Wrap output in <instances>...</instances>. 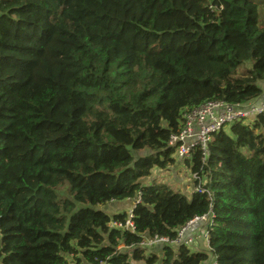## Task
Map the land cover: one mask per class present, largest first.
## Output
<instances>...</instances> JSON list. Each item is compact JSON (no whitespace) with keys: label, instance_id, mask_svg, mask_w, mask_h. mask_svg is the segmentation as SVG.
Here are the masks:
<instances>
[{"label":"trees","instance_id":"obj_1","mask_svg":"<svg viewBox=\"0 0 264 264\" xmlns=\"http://www.w3.org/2000/svg\"><path fill=\"white\" fill-rule=\"evenodd\" d=\"M263 81L264 0H0V264H264V113L195 151L208 192L145 182L184 110ZM205 214L209 250L141 244Z\"/></svg>","mask_w":264,"mask_h":264},{"label":"built area","instance_id":"obj_2","mask_svg":"<svg viewBox=\"0 0 264 264\" xmlns=\"http://www.w3.org/2000/svg\"><path fill=\"white\" fill-rule=\"evenodd\" d=\"M264 113V99L261 101H253L245 105H233L221 100H209L200 106L184 110L185 124L182 130L171 136L170 145L175 147V152L181 159H192L196 150H200L203 160L209 155V143L216 133L224 129L226 124L231 125L235 121L244 120L246 122L255 119L259 114ZM193 191L208 192L203 186L205 180L200 173H193ZM138 198V197H137ZM137 201V200H136ZM132 211L125 224L113 222L119 227H129L134 229L131 220ZM199 223H206V230L203 234L205 240L208 241V233L210 227V217L208 214L196 216L182 226L177 233V238L171 240L166 236H146L141 242L142 246L150 248L155 244H186L190 246L193 238L187 233ZM209 245V244H208ZM211 264H217L216 260Z\"/></svg>","mask_w":264,"mask_h":264},{"label":"rangeland","instance_id":"obj_3","mask_svg":"<svg viewBox=\"0 0 264 264\" xmlns=\"http://www.w3.org/2000/svg\"><path fill=\"white\" fill-rule=\"evenodd\" d=\"M261 86L264 92V81L261 83ZM224 130L226 132H229L230 125L226 124L224 126ZM173 157L175 158V163L169 165L166 168H160L159 166L154 167L152 170L151 176L146 178L145 182L155 183V184L166 183L169 186H171L174 190L180 191L190 196L191 189L193 190L194 188L192 172L190 170V162L192 161L190 159H181L178 156L177 152H175V155H173ZM61 196H65V194L62 193ZM133 199H134V205L127 206L126 208L124 207L125 202L123 200L120 202H117V201H115L114 203L112 202V204L109 203L105 207H101V208L106 209V211L110 213L113 210H123V211L125 210L129 214L131 213L134 206L136 205V202H135L136 198H133ZM112 224L114 223L112 222ZM195 228H198V227H195Z\"/></svg>","mask_w":264,"mask_h":264},{"label":"crops","instance_id":"obj_4","mask_svg":"<svg viewBox=\"0 0 264 264\" xmlns=\"http://www.w3.org/2000/svg\"><path fill=\"white\" fill-rule=\"evenodd\" d=\"M263 99H264V92H263L262 96H260L256 101H261ZM192 192H193V190L191 189L190 195L192 194ZM186 193H188V192H186ZM123 201L125 202L124 203L125 208L127 206H133L134 205V199L133 198H128L127 200H123ZM117 202H120V201H117ZM120 211H123V210H113L111 213L110 212L109 213L113 214V213L120 212ZM195 227H198V228H195ZM195 227L193 228L192 231H189L187 233V235L189 237L193 238V242L190 245V247L194 250H209L208 241L205 240V238L203 237V234L205 233V230H206V223H199ZM161 248H162V244L158 243V244H155L154 246H152L148 249L150 251L152 250V251L160 252ZM214 259L215 258L212 255H210L209 259L202 264H211L214 261Z\"/></svg>","mask_w":264,"mask_h":264},{"label":"water","instance_id":"obj_5","mask_svg":"<svg viewBox=\"0 0 264 264\" xmlns=\"http://www.w3.org/2000/svg\"><path fill=\"white\" fill-rule=\"evenodd\" d=\"M136 202V201H135Z\"/></svg>","mask_w":264,"mask_h":264}]
</instances>
